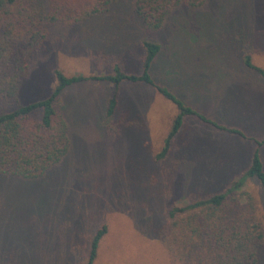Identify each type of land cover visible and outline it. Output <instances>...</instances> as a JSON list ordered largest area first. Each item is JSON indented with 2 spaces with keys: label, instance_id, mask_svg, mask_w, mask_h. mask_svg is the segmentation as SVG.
Wrapping results in <instances>:
<instances>
[{
  "label": "rangeland",
  "instance_id": "obj_1",
  "mask_svg": "<svg viewBox=\"0 0 264 264\" xmlns=\"http://www.w3.org/2000/svg\"><path fill=\"white\" fill-rule=\"evenodd\" d=\"M46 32L40 48L27 55L20 104L49 94L53 69L101 76L117 65L138 75L140 43L149 41L159 46L149 69L152 82L246 139L188 117L156 160L175 112L153 87L122 82L114 112L105 117L110 84L69 86L58 98L67 154L37 180L0 174V264H83L102 225L106 232L93 264H196L198 247L184 245L187 222L201 214L170 219L167 211L225 189L247 168L254 142L264 138V79L243 64L248 56L264 71V0L180 6L153 32L142 28L128 0H120ZM258 157L264 171V144ZM241 191L264 222L256 182L246 180ZM237 198L242 207L244 195Z\"/></svg>",
  "mask_w": 264,
  "mask_h": 264
},
{
  "label": "trees",
  "instance_id": "obj_2",
  "mask_svg": "<svg viewBox=\"0 0 264 264\" xmlns=\"http://www.w3.org/2000/svg\"><path fill=\"white\" fill-rule=\"evenodd\" d=\"M120 0H0V174L20 180H37L60 162L68 152L67 125L59 110L62 90L81 82H106L111 91L106 101L105 117L113 114L118 87L122 82L143 83L174 109L168 132L156 155L161 159L170 140L177 134L184 118L194 117L228 135L246 139L239 130L217 125L184 106L166 88L154 84L150 66L159 50L156 43L142 41L141 71L138 75L123 73L117 65L110 74L101 76H66L53 69L54 85L39 100L20 104L18 95L26 71L27 55L42 45L47 26L72 25L101 14ZM132 13L145 31L157 30L164 19L180 6L199 7L205 0H128ZM243 64L264 79V71L254 67L249 57ZM255 143L247 168L221 192L171 207L167 217L184 213H200L187 222L186 248L198 247L193 255L196 264H257L264 259V222L256 212L251 196L241 191L246 180H254L264 196V171L258 149L264 138ZM243 196V206H239ZM263 223V226H262ZM106 232L102 225L91 236L86 261L93 264L98 244Z\"/></svg>",
  "mask_w": 264,
  "mask_h": 264
},
{
  "label": "crops",
  "instance_id": "obj_3",
  "mask_svg": "<svg viewBox=\"0 0 264 264\" xmlns=\"http://www.w3.org/2000/svg\"><path fill=\"white\" fill-rule=\"evenodd\" d=\"M161 97V96H160ZM162 98V97H161ZM163 99V98H162ZM166 101V100H165ZM173 118V117H172ZM186 118H188V117H186ZM194 118V117H193ZM185 119V118H184ZM171 123V122H170ZM170 126V125H169ZM169 129V128H168ZM168 132V131H167Z\"/></svg>",
  "mask_w": 264,
  "mask_h": 264
}]
</instances>
